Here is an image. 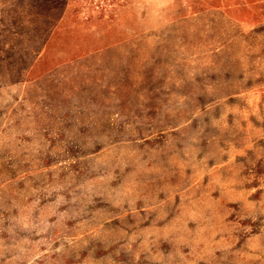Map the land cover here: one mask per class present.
<instances>
[{
    "label": "rangeland",
    "instance_id": "374dc122",
    "mask_svg": "<svg viewBox=\"0 0 264 264\" xmlns=\"http://www.w3.org/2000/svg\"><path fill=\"white\" fill-rule=\"evenodd\" d=\"M0 264H264V0H0Z\"/></svg>",
    "mask_w": 264,
    "mask_h": 264
}]
</instances>
